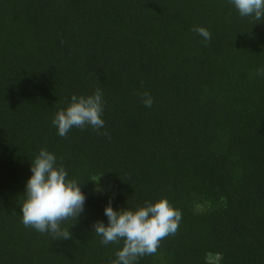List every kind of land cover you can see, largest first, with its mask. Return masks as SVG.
Wrapping results in <instances>:
<instances>
[{
	"label": "trees",
	"instance_id": "trees-1",
	"mask_svg": "<svg viewBox=\"0 0 264 264\" xmlns=\"http://www.w3.org/2000/svg\"><path fill=\"white\" fill-rule=\"evenodd\" d=\"M262 70L264 19L228 0H0V264H113L104 208L161 199L182 219L137 264H264ZM97 90L104 128L60 137L56 112ZM41 149L86 196L66 240L22 223Z\"/></svg>",
	"mask_w": 264,
	"mask_h": 264
},
{
	"label": "clouds",
	"instance_id": "clouds-1",
	"mask_svg": "<svg viewBox=\"0 0 264 264\" xmlns=\"http://www.w3.org/2000/svg\"><path fill=\"white\" fill-rule=\"evenodd\" d=\"M228 2L241 17L264 19V0ZM193 31L205 41L211 39V33L204 27H194ZM142 102L145 107L153 104L148 93L142 95ZM102 113L103 93L100 90L88 96L73 95L69 105L56 112L52 125L60 137H65L73 127L83 129L91 126L99 130L104 128ZM30 172L25 183L26 198L20 207L23 225L39 233L69 239L70 231L60 225L65 220H78L84 213L86 196L81 184L69 179L66 169L58 164L56 155L46 149H41L30 162ZM100 178L95 180L97 192H102ZM104 216L107 225L103 221L93 225V232L101 237V243L108 245L124 241L123 247L115 253L113 264H137L139 257L156 254L160 240L175 234L182 219V213L174 209L167 199L146 202L135 211L128 208L114 210L110 201L104 208Z\"/></svg>",
	"mask_w": 264,
	"mask_h": 264
},
{
	"label": "rangeland",
	"instance_id": "rangeland-1",
	"mask_svg": "<svg viewBox=\"0 0 264 264\" xmlns=\"http://www.w3.org/2000/svg\"><path fill=\"white\" fill-rule=\"evenodd\" d=\"M99 185L102 187V192H97V184H96V192L98 194H108L111 191V184L106 182V180H99Z\"/></svg>",
	"mask_w": 264,
	"mask_h": 264
}]
</instances>
